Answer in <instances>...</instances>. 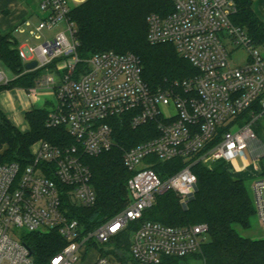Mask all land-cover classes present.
I'll return each mask as SVG.
<instances>
[{"label":"built area","instance_id":"obj_1","mask_svg":"<svg viewBox=\"0 0 264 264\" xmlns=\"http://www.w3.org/2000/svg\"><path fill=\"white\" fill-rule=\"evenodd\" d=\"M166 17H147V42L172 45L197 74L174 88L152 93L141 77L138 58L104 52L81 61L77 56L76 26L69 0H43L40 22L27 31L40 42L17 49L22 74L43 71L35 88H46L54 98L45 126L64 127L74 144L56 147L39 141L31 150L32 163L20 171L16 164L0 166V264H33L29 249L10 236L12 229L27 233L55 231L66 243L48 264H79L88 254L90 264H119L96 247L107 245L128 223L142 218L160 196L172 192L184 209L196 190L193 164L210 167L248 159L257 171L264 158L262 144L252 129L264 116V57L246 30L232 22L229 0H171ZM59 25L62 29L47 37ZM30 28L25 22L18 30ZM244 52L243 63L230 57ZM35 63L33 69L25 65ZM81 66V68H79ZM52 66V69L50 68ZM0 69V86L12 80ZM128 116L131 128L156 124L158 136L124 151L122 162L131 173L126 208L90 232L68 216L62 197L89 208L96 196L83 157H97L114 148L109 120ZM177 158L193 161L161 180L154 161ZM258 222L264 226V176L251 185ZM208 227L198 224L168 227L145 222L131 236L130 257L135 264H161L162 258H185L200 253Z\"/></svg>","mask_w":264,"mask_h":264},{"label":"trees","instance_id":"obj_2","mask_svg":"<svg viewBox=\"0 0 264 264\" xmlns=\"http://www.w3.org/2000/svg\"><path fill=\"white\" fill-rule=\"evenodd\" d=\"M229 1L235 8L232 22L246 30L257 48L264 47V22L254 13L252 0ZM172 9L171 0L84 1L71 8L69 13L76 26L78 58L84 61L104 52L131 53L138 58L142 80L152 93L174 88L176 84L194 77L196 70L177 54L172 45L152 46L146 39L147 17L151 14L166 17ZM0 64L17 76L7 86H0V92L15 88L33 89L43 73L40 70L22 74L24 66L18 56L17 44L8 34L1 32ZM46 105L51 107V103ZM47 114L45 108L27 111L24 120L29 129L22 133L0 110V166L16 164L23 171L32 163L31 150L39 141L56 147L74 144L64 127L49 129L45 126ZM108 122L112 127L114 148L97 157L82 158L91 174L95 204L83 208L73 205L68 196L62 197L68 216L77 220L85 232L109 221L128 204L126 184L131 173L123 166V152L158 136L154 123L133 129L128 116ZM192 161L181 158L168 162L155 160L152 169L161 180H165ZM259 166L261 176H264V159L260 160ZM191 172L196 177V190L186 208L181 207L172 192L157 196L154 205L143 212L140 220L128 223L121 233L107 245L96 247L97 250L116 263L135 264L129 255L130 240L143 223L153 222L174 228L206 224L207 241L200 253L191 257L202 264H264V239H245L234 229L248 230L250 220L255 217L252 199L244 182L231 177L223 162L210 167L196 163L192 165ZM21 242L29 249L33 264H48L66 245L55 231L27 233ZM187 258L164 257L161 264H180Z\"/></svg>","mask_w":264,"mask_h":264},{"label":"crops","instance_id":"obj_3","mask_svg":"<svg viewBox=\"0 0 264 264\" xmlns=\"http://www.w3.org/2000/svg\"><path fill=\"white\" fill-rule=\"evenodd\" d=\"M42 1L43 0H0V32L2 34H8L17 44V49L23 47L25 41H29L30 38H28L27 31L34 28L42 19L43 14L40 11V4ZM252 4L254 13L261 22H264V0H252ZM25 22L30 24V28L27 29L23 27L22 29L24 33H20L18 29L22 27ZM59 29H62V25H59L51 32H45V35L50 37ZM28 43L31 44V40ZM14 90L19 95V104L14 108V111L5 109V107H0V110L15 128L20 132L25 133L29 128L24 120V114L32 107L36 108L35 104H41L43 101L40 102L39 97H35L36 101L33 99L30 101L28 99L29 96L24 92L17 89ZM4 92L5 91H2L0 94L2 95ZM4 97L7 96L5 95ZM22 97H25L26 99L22 100ZM238 160L247 161L248 159ZM226 170L231 177H235L234 179H239L242 176L244 180H248L250 182V189L253 181L258 178V175H261V170L257 171L252 163L247 169H243L240 173L235 175L230 174L227 167ZM252 219H254V222H252ZM252 219L250 220L249 229L252 235L257 236L255 238H258L252 240L264 239V226L258 222L256 217H253Z\"/></svg>","mask_w":264,"mask_h":264},{"label":"rangeland","instance_id":"obj_4","mask_svg":"<svg viewBox=\"0 0 264 264\" xmlns=\"http://www.w3.org/2000/svg\"><path fill=\"white\" fill-rule=\"evenodd\" d=\"M69 4H70V7L73 8L75 6H78L81 3L77 2L76 0H69ZM44 35H45V32H44ZM38 43H40V42H36L35 40L31 39L30 46H35ZM257 50L260 53V55L262 57H264V47H258ZM244 57H245L244 52H239V53L235 54L234 56L230 57V62L232 63L233 66H238V65L243 63ZM0 69L2 72H4V74L9 79H12L14 77V74L12 72H10L7 68L3 67L1 64H0ZM15 89H17V88H15ZM17 90H20V91L24 92L27 96H29L28 99L30 101H32V99L34 101H36L35 97H39L40 102L43 101V103L41 102L42 105L39 103L35 104L36 108H45V109H47L48 112L50 111L51 107L46 105L47 102L52 103L54 100V98L52 96V92L50 90H48L46 88H40V89L33 88V89H29L28 91H25L23 89H17ZM4 94L7 97H4L5 96ZM24 99H26V98L22 97V100H24ZM18 104H19V95L14 89L6 90L2 95L0 94V107H5V109L14 111V108ZM33 108L34 107H32L31 109H33ZM252 129L255 132L258 140L262 144H264V117L257 120V122L254 125H252ZM262 159H264V158H262ZM250 165H251V161H249V160H247V161L234 160L232 162L227 163L226 167H227L228 171L230 172V174L235 175L237 173H240L243 169H247ZM258 177H259V175H258ZM239 179L243 180V182L247 188V191L251 197L250 182L248 180H244V178L242 176ZM252 222H254V219H252ZM234 229L237 232V234L239 236H241L242 238L252 240L255 237H257V236L252 235L250 229L243 230L240 227H235ZM9 234H10V236L20 240L23 235L27 234V232L25 230L12 229L9 232ZM255 239H258V238H255ZM93 257H94V254H93V252H91L90 254H88L86 259L81 261L79 264H90V262L93 260ZM180 264H202V263L200 260L196 259L195 257L190 256L187 259L182 260L180 262Z\"/></svg>","mask_w":264,"mask_h":264},{"label":"water","instance_id":"obj_5","mask_svg":"<svg viewBox=\"0 0 264 264\" xmlns=\"http://www.w3.org/2000/svg\"><path fill=\"white\" fill-rule=\"evenodd\" d=\"M76 1L79 3H83L86 0H76ZM34 67H35V63H30V64L25 65V69L27 70L33 69Z\"/></svg>","mask_w":264,"mask_h":264}]
</instances>
